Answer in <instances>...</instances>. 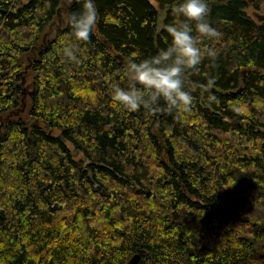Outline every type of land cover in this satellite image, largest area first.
I'll list each match as a JSON object with an SVG mask.
<instances>
[{"label": "trees", "instance_id": "16d2710c", "mask_svg": "<svg viewBox=\"0 0 264 264\" xmlns=\"http://www.w3.org/2000/svg\"><path fill=\"white\" fill-rule=\"evenodd\" d=\"M155 1L96 0L68 63L76 0H0V264H264V0H209L188 110L129 112L109 85L168 42Z\"/></svg>", "mask_w": 264, "mask_h": 264}, {"label": "clouds", "instance_id": "9594fccd", "mask_svg": "<svg viewBox=\"0 0 264 264\" xmlns=\"http://www.w3.org/2000/svg\"><path fill=\"white\" fill-rule=\"evenodd\" d=\"M76 2L79 10L64 17L69 39L55 53L68 63L79 62L80 45L89 41L98 19L96 0ZM170 12L172 21L163 25L168 36L166 45L153 55L130 59L122 72L126 84L109 85L115 107L129 112L143 109L148 114L162 109L180 114L190 108L193 98L186 76L205 59L210 63L218 59L216 47L206 46L205 41H218L222 34L209 19V0H174Z\"/></svg>", "mask_w": 264, "mask_h": 264}, {"label": "rangeland", "instance_id": "374dc122", "mask_svg": "<svg viewBox=\"0 0 264 264\" xmlns=\"http://www.w3.org/2000/svg\"><path fill=\"white\" fill-rule=\"evenodd\" d=\"M256 2V0H249V3H255ZM151 3L154 5V6H156L157 4V2L155 1V0H151ZM254 6H249V7H247L246 8V12H247V14L251 17V18H253L254 20H255V17H254V13L255 12H257V13H260V14H262L263 12H264V2L263 3H261L260 4V6L258 7V9L256 10L255 8H253ZM64 20V19H63ZM159 23L161 22V20H162V13L159 15ZM243 71V73H244V70H242ZM27 80H29V76H27V78H26ZM199 88L198 87H196V90H198ZM30 91H29V88H28V85L27 86H25L24 87V89H23V94H22V98H23V102H24V106H22V109L23 110H19L18 112H17V114H20V113H23L24 112V108H25V111H26V104H27V102H28V94L27 93H29ZM24 107V108H23ZM76 158H81V156L79 155V154H77V155H74Z\"/></svg>", "mask_w": 264, "mask_h": 264}, {"label": "water", "instance_id": "95a60500", "mask_svg": "<svg viewBox=\"0 0 264 264\" xmlns=\"http://www.w3.org/2000/svg\"><path fill=\"white\" fill-rule=\"evenodd\" d=\"M254 17H255V21L264 22V12L262 14L255 12L254 13ZM58 24L59 23H56L55 25H58ZM240 75H241L242 78L244 77L243 71L240 72ZM21 110H23V109H21ZM31 123L33 124L34 120ZM0 126H2V125H0ZM142 252H143V250H138L137 252H135V254L131 255V257L127 261V264H137L139 262V259H140L139 254L142 253Z\"/></svg>", "mask_w": 264, "mask_h": 264}]
</instances>
